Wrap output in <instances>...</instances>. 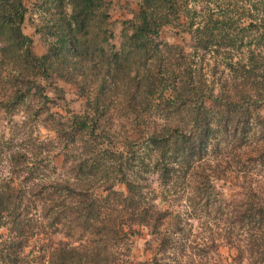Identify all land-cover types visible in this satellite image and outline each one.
Masks as SVG:
<instances>
[{"label":"trees","instance_id":"1","mask_svg":"<svg viewBox=\"0 0 264 264\" xmlns=\"http://www.w3.org/2000/svg\"><path fill=\"white\" fill-rule=\"evenodd\" d=\"M53 1L61 11L54 32L45 36L46 53L37 56L21 28L25 0H0V121L12 126L0 131V230L12 234L0 242V262L196 264L195 257H205L208 247L205 238L194 240L191 221L206 230L207 214L228 215L216 183L237 173L231 167L241 149L253 144L257 129L264 132V0L140 1L137 22L123 35L108 74L128 72L144 59L145 75L136 89L129 87L141 92L126 107L135 106L138 96L156 93L148 99H159L162 115L160 122L152 116L149 123L139 116L137 126L145 132L121 149L111 142L103 146L101 139L108 138L98 132L97 97L82 115L50 113L56 100L64 101L53 79L72 80V61L93 52L99 34L113 38L107 0ZM168 25L191 36V52L158 41ZM175 63L181 69L173 72ZM241 70L252 80L247 93L238 81ZM11 112L18 120L2 117ZM40 119L54 121L59 150L69 164L62 177L49 142L33 133ZM117 184L124 192L114 190ZM254 200L252 191L244 193L235 218L241 234L247 235L246 224H259L247 236L254 247H264V208ZM142 230L156 248L148 260L135 262L131 239ZM247 245L243 240L241 247ZM257 254L263 258L255 264H264V252Z\"/></svg>","mask_w":264,"mask_h":264},{"label":"rangeland","instance_id":"2","mask_svg":"<svg viewBox=\"0 0 264 264\" xmlns=\"http://www.w3.org/2000/svg\"><path fill=\"white\" fill-rule=\"evenodd\" d=\"M141 0H107L106 12L109 16L108 23L110 30L113 34L112 39H105L107 33L99 34L93 44L94 51L84 52L77 57L72 63H75L76 72L73 73V79L66 81L60 78H54L53 82L57 88L63 91L64 101L56 100V107L50 108V113L56 117L71 116L70 113L77 115L84 114L88 108V101H94V98L99 99L100 108L98 115L100 123L98 130L101 134L108 138V141L101 139L107 146V142H111V146L122 148V145L131 140L137 139L143 134L144 126H137L138 120H142L139 116L144 117L149 123V118L154 116L160 122L162 111L159 106V99L155 102L148 98H156L157 94L144 96L141 99L139 96L134 100L132 107H126V102L135 95L140 93L141 90L130 91V86H135L136 82L142 78L145 73L142 68L145 65V60L142 59L140 65L131 67L128 72L120 71L117 75L112 76L108 74L112 70L114 64V54L119 53L122 44V37L126 34H131L133 25L137 22L139 5ZM26 13L22 24V31L25 35L32 40V51L37 56H42L47 51L45 36L53 33V26H56L59 7L53 0H25ZM190 35L183 33L180 29L168 25L164 26L157 36L158 41L170 45L180 46L186 53L191 52L193 42L190 40ZM177 53V52H176ZM245 59V58H244ZM243 59V60H244ZM112 60V62H110ZM244 64V62L242 63ZM211 65V67H213ZM111 68V69H110ZM133 68V69H132ZM181 69V66L176 63L171 66V71L176 72ZM215 69V68H214ZM158 71V68L155 69ZM6 71L1 73L2 78H6ZM142 73L140 75V73ZM146 72V71H145ZM217 74H219L218 71ZM228 71H226V74ZM139 77L135 78L137 75ZM242 78L238 80L246 88V92L250 90L251 77L248 73L241 70ZM224 76V75H223ZM1 79V77H0ZM228 80V76L225 77ZM83 91L81 92L80 90ZM48 94L52 98H57L52 93V90L47 89ZM230 94H233L230 91ZM167 97V96H166ZM159 98V95H158ZM122 101V102H121ZM29 105L33 104L32 101L27 102ZM23 110V109H22ZM260 113L264 116V106ZM2 113H0L1 115ZM160 114V119L157 117ZM6 121L11 118L18 120L17 116L12 117L11 114L3 115ZM141 117V118H142ZM152 124V123H151ZM2 125L7 123L0 121V131ZM153 125V124H152ZM156 127L155 125H153ZM8 132V130H5ZM34 135L38 141L49 142L48 150L51 152L53 165L57 169L58 176L62 177L65 168L69 166L64 163V156L56 141V132L54 121L49 120L45 123L40 119L35 124L33 129ZM264 132L257 129L255 131V138L253 144L249 147H243L240 151V159L236 164H233L231 170L237 173L233 175H226V179L217 181L216 186L223 196V202L229 208L225 210L227 216L217 217L215 212L207 214L206 230L202 228L200 223L192 220L191 224L196 228L194 232V240L198 241L205 238L207 247L205 257H195L196 264H255L263 258V254L257 252H264L263 245L254 247L248 234L256 232L259 224H246L247 235L241 234V223L237 222L235 218V210H237V203L244 198V193L252 191L256 194L257 208H264V141L261 140ZM70 161V160H68ZM152 186L156 188L155 176L152 175ZM114 190L124 192V187L117 184ZM98 194H101L98 191ZM261 228H264V223ZM252 229V231H251ZM12 234L10 230H0V242L10 241ZM62 239V236H54L53 240L57 241ZM131 256L135 262L146 261L152 257L156 243L149 237L144 230L140 235L134 236L132 239ZM243 240L248 244L246 247H241ZM259 245V243H258ZM32 241L25 244L23 252L27 255L32 251ZM244 248H246L244 250ZM38 256V254H37ZM0 264H12L0 262ZM21 264H30L28 260Z\"/></svg>","mask_w":264,"mask_h":264}]
</instances>
